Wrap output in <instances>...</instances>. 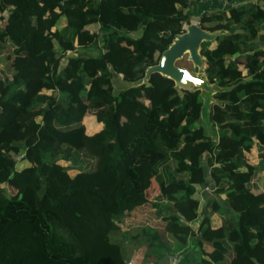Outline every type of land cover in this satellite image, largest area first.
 Returning a JSON list of instances; mask_svg holds the SVG:
<instances>
[{"label": "trees", "instance_id": "16d2710c", "mask_svg": "<svg viewBox=\"0 0 264 264\" xmlns=\"http://www.w3.org/2000/svg\"><path fill=\"white\" fill-rule=\"evenodd\" d=\"M207 1L0 0V43L13 46V72L0 77V264H126L112 232L149 203L168 208L179 244L145 224L144 264H168L190 236L201 253L178 264H264V188L251 187L264 170V5L200 10L203 28L226 31L201 47L221 87L217 137L199 124L201 91L181 93L159 72L112 81L142 78ZM97 23L103 48L80 55Z\"/></svg>", "mask_w": 264, "mask_h": 264}, {"label": "rangeland", "instance_id": "374dc122", "mask_svg": "<svg viewBox=\"0 0 264 264\" xmlns=\"http://www.w3.org/2000/svg\"><path fill=\"white\" fill-rule=\"evenodd\" d=\"M191 10H193V8H190ZM8 11V10H7ZM7 11L5 14V17L7 16ZM200 14L201 11L199 10L198 7L194 8V15L191 21L194 22H199V18H200ZM65 23V20H62V24ZM92 28L96 29L99 32V39L96 43H94V45L87 47V48H83L80 47L79 48V54L83 55V56H89V55H94L97 54L102 48L103 45L105 43L106 40V36L108 34V29L102 27L101 25L97 24H93L91 25ZM264 29V25H262L261 30ZM13 50V46L12 43L9 42H5V43H0V77H7V76H11L12 72H13V67L11 65V52ZM179 65L184 66V67H188L193 73L195 74H203V76L207 77L206 74V64L204 66L203 69H199V67L195 66L193 64V62L188 60V56H184L183 59L179 60ZM89 79L88 77L85 78V82H88ZM112 81H113V85L115 88H122L124 86L127 85V82L123 81L117 74H114V76L112 77ZM208 96V93H204L203 98V102L206 101L205 97ZM217 100L215 97V93L212 94L211 100H209V102H207V108L205 107L204 110L202 111L201 114V119L199 121L200 125H203L206 130L215 135V137L218 136L219 134V124H217L218 122H213L211 121V111H212V104L213 101ZM94 121V117L92 115H89L86 119L87 122V127L89 129H93L96 126V123L93 122ZM255 152L257 153V149H254ZM5 182V181H2ZM251 187L253 190L255 191H261L264 188V170H259L255 177L253 178L252 182H251ZM154 202H159V203H168L169 202L162 198V196L160 195H155L154 196ZM214 199V197L210 198V200ZM203 202H207V200H204ZM203 206L205 203H203ZM170 207H175L178 208L177 206L179 205H174L173 203L170 204ZM146 208H141L136 210V215H134L133 217H129L126 219V223H124V227L121 231L119 232H112L113 235V239L115 240H119L121 242H123V249L124 252L127 253V260L128 259H133L136 261V263L138 264H144V255L145 252L147 250H149L148 245L146 243V241L143 240V243L138 244L136 242L135 236L137 233H140L141 237H143L144 235L142 234V226H144L145 224L147 225H151V226H155L157 228V230H159L162 238L165 241H168L171 243L172 246H174V248L177 247L178 240L176 239V237L168 230H166L165 228V221L164 219H162V215L168 211L167 207H163V206H159L158 205H153V204H147L145 206ZM222 209L223 206L221 207ZM206 213L208 216H213V218L215 219V222H218V220L221 218V215H219V213H216L213 211V209L208 206ZM131 216V215H130ZM198 221V220H197ZM197 221H193L191 224L192 226H196L197 225ZM116 233V234H115ZM204 248L207 251H213V247H211L208 244L204 245ZM201 253V249L200 246L197 243V239L194 236H190L189 242H188V246L183 250V251H179L176 252L174 254H172L173 256H170V258H178V262L182 259V257L185 256V254H200ZM231 257L230 254L226 255L224 257L223 260H229ZM168 261V260H167ZM165 261H162L161 264H164Z\"/></svg>", "mask_w": 264, "mask_h": 264}, {"label": "water", "instance_id": "95a60500", "mask_svg": "<svg viewBox=\"0 0 264 264\" xmlns=\"http://www.w3.org/2000/svg\"><path fill=\"white\" fill-rule=\"evenodd\" d=\"M225 30L210 31L203 28L199 22L190 21L184 25V31L178 33L170 45L162 52L159 61L149 66L145 75L134 81L127 82L128 85H140L148 82L155 72L174 80L175 88L179 92L185 90L201 91V96L208 93L203 102L202 111L207 108V102L211 100L212 94L221 90L217 83H212L209 78L203 74H195L188 67L179 65V60L188 56V60L199 69H203L207 63V58L201 53V47L204 41H214ZM215 102V99L212 100Z\"/></svg>", "mask_w": 264, "mask_h": 264}, {"label": "crops", "instance_id": "0c3cea01", "mask_svg": "<svg viewBox=\"0 0 264 264\" xmlns=\"http://www.w3.org/2000/svg\"><path fill=\"white\" fill-rule=\"evenodd\" d=\"M245 2H258L264 5V0H208L205 5L198 7L199 10L208 8H222L230 4H241ZM205 7V8H204Z\"/></svg>", "mask_w": 264, "mask_h": 264}, {"label": "built area", "instance_id": "2783aa9c", "mask_svg": "<svg viewBox=\"0 0 264 264\" xmlns=\"http://www.w3.org/2000/svg\"><path fill=\"white\" fill-rule=\"evenodd\" d=\"M126 264H138V263H136V261L133 259H128L126 261ZM168 264H178V258L177 259L176 258H170V261Z\"/></svg>", "mask_w": 264, "mask_h": 264}]
</instances>
